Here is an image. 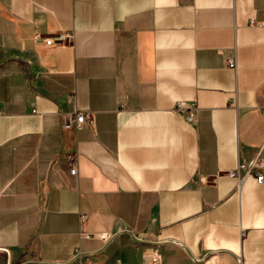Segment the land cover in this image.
Wrapping results in <instances>:
<instances>
[{
  "label": "crops",
  "instance_id": "obj_1",
  "mask_svg": "<svg viewBox=\"0 0 264 264\" xmlns=\"http://www.w3.org/2000/svg\"><path fill=\"white\" fill-rule=\"evenodd\" d=\"M259 153L264 0H0V264H264Z\"/></svg>",
  "mask_w": 264,
  "mask_h": 264
},
{
  "label": "built area",
  "instance_id": "obj_2",
  "mask_svg": "<svg viewBox=\"0 0 264 264\" xmlns=\"http://www.w3.org/2000/svg\"><path fill=\"white\" fill-rule=\"evenodd\" d=\"M250 24H253V22H250ZM69 37L70 36L68 34H64L62 36H59L57 40L58 42H65L69 40ZM45 43L47 45H51L54 44L55 41H53L52 39H46ZM227 65L231 68L235 67L234 63L231 60H227ZM177 108L178 110L183 111V107L181 104H178ZM193 117L194 115L192 111L188 110L187 120L191 122L193 121ZM85 119H88L90 121L91 117L90 115L84 114V112H74L71 114H66L63 118L61 128L62 130L65 131H70V130L78 131ZM263 170H264V156L261 153H259L256 156V158L252 161V163H250L249 165L239 164V166L235 170L229 171L228 175L230 177L237 178L239 182H241V180H243V177L240 174L241 171H246L248 175L251 174V172L253 171L256 182L260 184L263 182L264 179L262 175ZM70 173L74 175L75 170L72 169ZM147 258L150 260L151 264H162V258L158 253L149 254ZM3 264H11V263L8 259V261ZM237 264H243V263L240 260H237Z\"/></svg>",
  "mask_w": 264,
  "mask_h": 264
}]
</instances>
